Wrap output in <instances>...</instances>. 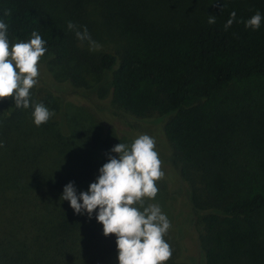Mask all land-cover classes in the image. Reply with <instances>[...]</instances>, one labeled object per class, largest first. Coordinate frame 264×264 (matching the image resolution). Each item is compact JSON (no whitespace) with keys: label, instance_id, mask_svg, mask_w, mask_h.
<instances>
[{"label":"trees","instance_id":"trees-1","mask_svg":"<svg viewBox=\"0 0 264 264\" xmlns=\"http://www.w3.org/2000/svg\"><path fill=\"white\" fill-rule=\"evenodd\" d=\"M256 12L264 0H0L10 46L38 32L75 89L96 92L75 71L103 74L125 116L162 123L170 159L158 182L176 220L164 239L190 256L165 264H264V19L244 24ZM68 21L112 50L81 48ZM33 110L0 101V264H118L98 210L89 219L60 200L67 184L79 195L95 182L107 140L65 134L54 116L37 127Z\"/></svg>","mask_w":264,"mask_h":264},{"label":"clouds","instance_id":"clouds-1","mask_svg":"<svg viewBox=\"0 0 264 264\" xmlns=\"http://www.w3.org/2000/svg\"><path fill=\"white\" fill-rule=\"evenodd\" d=\"M4 15H11V11H5ZM235 15L231 13L225 30L232 25ZM262 19L256 12L244 22L245 28L258 30ZM207 22L214 24L215 16L209 15ZM67 28L75 32L78 40L88 41L90 50L101 47L91 39L86 27L77 30L78 26L68 21ZM7 33L8 25L0 21V101L11 98L16 108L33 107V123L39 127L54 116L44 104H31L30 89L38 83V64L47 51L45 41L33 31L28 42L20 41L10 46ZM111 152L118 158L108 157L87 191L77 195L73 183H69L60 200L68 201L75 214L86 213L89 219L94 210H98L95 219L102 225L103 235L116 237L118 264H165L172 256L171 246L164 239L171 222L158 204L144 206L145 198L153 200L156 197L159 191L156 182L164 176L162 161L155 151V139L142 134L130 145L118 143Z\"/></svg>","mask_w":264,"mask_h":264},{"label":"rangeland","instance_id":"rangeland-1","mask_svg":"<svg viewBox=\"0 0 264 264\" xmlns=\"http://www.w3.org/2000/svg\"><path fill=\"white\" fill-rule=\"evenodd\" d=\"M101 47L98 50H90L89 43L82 45L81 48L88 52H97L101 50H112L113 42L105 37L93 39ZM52 57L44 54L41 57L38 68L39 77L38 83L32 91L42 92L41 103L50 110H54L55 122L63 133L67 134V130L81 132L89 137L95 136L96 142L100 145L101 142H108V144L100 149H107V156L118 158L111 149L118 143L131 144V142L142 134H147L155 139V151L159 155V159L164 163L170 159V150L168 145L163 141L160 134V127L162 123L156 121L142 122L125 116L119 111L114 104H111L107 99L108 80L105 79L103 74L95 75V73H86L83 70L75 71L79 76L80 81L88 86V88H96V92H86L75 89L70 83L67 68L57 66L51 63ZM101 95L102 97H99ZM99 137V138H98ZM101 140V141H99ZM164 165H161V170ZM159 189L156 197L153 200H148V204H158L162 212L167 216L172 225L173 221L171 210L164 202V192L162 184L156 182ZM179 231L180 240L187 243V229L190 225V220L186 216L183 220L176 223ZM172 227V226H171ZM189 242V241H188ZM172 249V257L179 262L190 258L185 252L182 255V248L175 246ZM179 253V254H178ZM181 253V254H180ZM180 255V256H179Z\"/></svg>","mask_w":264,"mask_h":264}]
</instances>
